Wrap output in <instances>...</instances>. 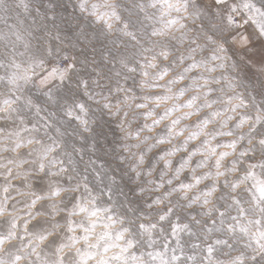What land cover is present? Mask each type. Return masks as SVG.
I'll use <instances>...</instances> for the list:
<instances>
[{
    "label": "clouds",
    "instance_id": "9594fccd",
    "mask_svg": "<svg viewBox=\"0 0 264 264\" xmlns=\"http://www.w3.org/2000/svg\"><path fill=\"white\" fill-rule=\"evenodd\" d=\"M0 264H264V0H0Z\"/></svg>",
    "mask_w": 264,
    "mask_h": 264
}]
</instances>
